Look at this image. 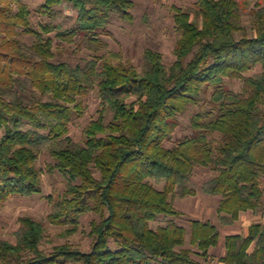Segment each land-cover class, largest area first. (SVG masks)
<instances>
[{"label": "trees", "instance_id": "16d2710c", "mask_svg": "<svg viewBox=\"0 0 264 264\" xmlns=\"http://www.w3.org/2000/svg\"><path fill=\"white\" fill-rule=\"evenodd\" d=\"M65 3L76 11L75 25L60 28L58 36L69 41L79 34L94 40L115 15L132 20L135 5L45 0L37 11L52 16ZM252 5L249 32L243 12ZM173 9L181 36L172 65L147 48L141 68L108 59L82 66L55 60L53 40L33 26L25 0H0V201L41 193L37 161L49 152L50 170L67 179L50 219L75 231L85 214L99 215L89 251L67 242L51 252L41 247L45 224L22 216L16 241L0 239V264H211L223 238L215 223L193 220L190 247L187 227L151 226L160 215L180 214L172 195L196 194L190 182L197 167L214 172L203 188L221 197L223 225L263 205L264 0H197L194 10ZM235 79L243 81L241 92L228 85ZM93 91L100 116L85 127L84 142L76 141L71 124L84 115L83 99ZM204 102L211 108L193 114V134L168 147L180 115ZM224 242L218 262L264 264V223L253 222Z\"/></svg>", "mask_w": 264, "mask_h": 264}, {"label": "rangeland", "instance_id": "374dc122", "mask_svg": "<svg viewBox=\"0 0 264 264\" xmlns=\"http://www.w3.org/2000/svg\"><path fill=\"white\" fill-rule=\"evenodd\" d=\"M32 10V24L41 30L44 38H51L55 48V60L68 61L72 65H86L89 60H110L114 64H134L141 68L144 61V53L147 48L161 52L165 63L172 65L177 57L176 44L181 36L174 20V6L188 10H194L197 0H133L134 8L131 9L132 20H126L120 15H115L106 31H99L94 40L79 34L73 41L58 36L59 29H71L75 25L76 11L69 3L56 7L52 16L40 14L37 9L45 0H25ZM243 12L244 23L251 32L253 23L250 9ZM45 26L53 28L45 32ZM22 39L28 43L34 41V37L23 34ZM260 71L257 67L247 74ZM230 88L237 92L242 91L243 81L240 79L228 80ZM85 113L76 118L71 124V135L76 141L84 142V129L93 120L100 116L101 100L98 92L93 91L83 99ZM209 103L192 106L191 109L180 115V123L173 133L168 147H173L180 139L193 134L192 116L194 113L210 109ZM108 121L112 114L108 113ZM43 120H46L43 117ZM217 140L220 135L216 136ZM37 164L43 170V191L32 196H14L6 201H0V239L16 241L14 233L20 226V218L30 215L42 221L46 228V234L41 247L46 252H51L55 245L72 243L83 251H89L92 247L91 223L99 219L96 213L85 214L80 221L78 229L70 231L68 224H57L50 219L54 204L63 197L66 191L67 179L58 170H50L54 159L49 152L40 155ZM99 176V174H96ZM214 176V172L205 167H197L191 179L190 186L196 194L182 198L172 195L171 199L179 215H160L151 222L154 229L172 223L188 228V246L190 247L191 222L193 220H209L215 223L223 236L218 247L211 251V264H218V258L225 252L224 237L229 234L246 233L253 222L264 223V203L256 210L242 212L240 218L232 225H223L217 212L220 196L209 195L204 192V184ZM158 188L163 184L152 181ZM82 264V263H76Z\"/></svg>", "mask_w": 264, "mask_h": 264}, {"label": "crops", "instance_id": "0c3cea01", "mask_svg": "<svg viewBox=\"0 0 264 264\" xmlns=\"http://www.w3.org/2000/svg\"><path fill=\"white\" fill-rule=\"evenodd\" d=\"M225 252V251H224ZM154 264H161L160 262H157V263H154ZM218 264H225V263H222V262H218Z\"/></svg>", "mask_w": 264, "mask_h": 264}]
</instances>
